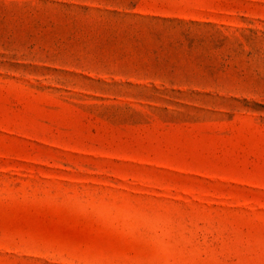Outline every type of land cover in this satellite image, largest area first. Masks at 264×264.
I'll return each instance as SVG.
<instances>
[{
  "label": "rangeland",
  "instance_id": "rangeland-1",
  "mask_svg": "<svg viewBox=\"0 0 264 264\" xmlns=\"http://www.w3.org/2000/svg\"><path fill=\"white\" fill-rule=\"evenodd\" d=\"M0 264H264V0H0Z\"/></svg>",
  "mask_w": 264,
  "mask_h": 264
}]
</instances>
